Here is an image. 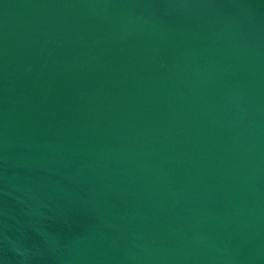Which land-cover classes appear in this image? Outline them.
Instances as JSON below:
<instances>
[{
	"label": "water",
	"instance_id": "water-1",
	"mask_svg": "<svg viewBox=\"0 0 264 264\" xmlns=\"http://www.w3.org/2000/svg\"><path fill=\"white\" fill-rule=\"evenodd\" d=\"M0 264H264V0H0Z\"/></svg>",
	"mask_w": 264,
	"mask_h": 264
}]
</instances>
